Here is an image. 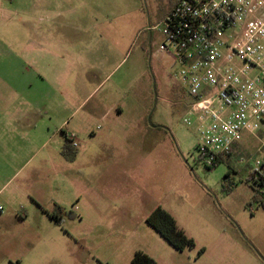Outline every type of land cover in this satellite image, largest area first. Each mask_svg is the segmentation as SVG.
<instances>
[{"label":"rangeland","instance_id":"1","mask_svg":"<svg viewBox=\"0 0 264 264\" xmlns=\"http://www.w3.org/2000/svg\"><path fill=\"white\" fill-rule=\"evenodd\" d=\"M32 1L0 0L3 100L10 98L8 69L18 70L23 87L34 82V70H24L19 61L12 60L6 32L11 20L22 19L23 14L14 8ZM59 1H64L58 21L64 39L58 53L61 66L90 69L87 73L100 70L107 78L95 99L103 98L108 104L118 101L124 117L114 124L94 121L89 138H79L80 149H87L78 162L67 170L42 174L68 179L78 191L67 199L72 202L67 211L72 215L64 216L60 225L48 214L28 212L18 189L22 177L42 157L61 161L60 153L49 154V147L31 149L22 154L28 156L20 171L0 169V206L4 208L0 212V264H74L80 260L83 264L123 260L128 264L137 251L155 252L164 241L146 221L159 206L194 240L195 246L183 254L192 256V264L203 247H209L204 261H210L218 245L230 243L233 234L242 237V232H251L264 247V209L253 200L256 191L248 181L254 162L264 155V126L254 135L243 134L231 155L213 167L199 158V136L186 125L190 97L175 78L177 69L171 59L159 52L162 36L154 29L166 16L163 12L169 0ZM170 1L173 5L178 0ZM149 27L153 28L150 40ZM53 29L46 26L48 32ZM52 61L46 59L45 65ZM85 179L87 185L81 186ZM229 183L237 187L228 189ZM80 200L83 213L78 210Z\"/></svg>","mask_w":264,"mask_h":264},{"label":"crops","instance_id":"2","mask_svg":"<svg viewBox=\"0 0 264 264\" xmlns=\"http://www.w3.org/2000/svg\"><path fill=\"white\" fill-rule=\"evenodd\" d=\"M50 1L47 4L34 0L21 9L14 8L20 11L18 15H23L20 21L11 20L8 24L6 32L8 45L11 47L9 53L14 58L12 60L19 61V67L34 70L32 72L34 82L23 87V84L19 83L21 77L18 70L8 69L10 72L7 93L10 98L5 100L0 98V155L4 154L2 155L4 158L0 157L1 170L20 171L25 166L28 156L22 157V154H28L31 149L46 151L49 147V154L57 151L61 155V161H54L51 156L42 157L38 166L26 173L18 184L21 199L29 208L28 212L37 211L48 215L56 204L68 211L72 202H68L67 199L72 194L78 195V191L68 179L57 177L51 179L42 177V174L46 171L57 173L67 170L68 166H74L73 164L78 162L87 149L86 146L80 149L79 138H89L93 132L94 121L114 124L124 117V109L118 101L108 104L103 98L95 99L107 78L103 77L100 70L92 69L87 73L90 69H63L61 66L58 53L59 48L62 49L64 39L58 21L60 7L64 5V1ZM44 16L48 19H44ZM83 22L81 25H85ZM49 25L55 27L52 32L46 30V26ZM77 47L76 44L72 48ZM50 57L53 58L52 65L46 66L45 60ZM33 87H37L34 92ZM25 94H29L28 98H24ZM20 96L23 98L18 99ZM67 134H73L78 139L77 155L71 162L62 155ZM23 163L25 164L22 166ZM83 182L81 186L87 185L86 179ZM236 187L237 184L233 188ZM79 203L78 210L83 213L81 200ZM242 233H244L242 237L233 234L230 243L218 245L215 256L212 259L210 257V261H204V256L209 253V247L201 248L203 252L194 258L193 264H264V247L257 242L253 233L248 231ZM185 251L176 250L164 239L158 243L155 252L147 253L154 257L157 264H192V256L183 255ZM17 264H20V261H17ZM74 264L83 262L75 261ZM118 264L127 263L123 260Z\"/></svg>","mask_w":264,"mask_h":264},{"label":"built area","instance_id":"3","mask_svg":"<svg viewBox=\"0 0 264 264\" xmlns=\"http://www.w3.org/2000/svg\"><path fill=\"white\" fill-rule=\"evenodd\" d=\"M155 28L190 97L199 158L213 167L264 123V0H178ZM67 140L78 146L73 134ZM263 170L264 155L250 171Z\"/></svg>","mask_w":264,"mask_h":264},{"label":"trees","instance_id":"4","mask_svg":"<svg viewBox=\"0 0 264 264\" xmlns=\"http://www.w3.org/2000/svg\"><path fill=\"white\" fill-rule=\"evenodd\" d=\"M178 2V1H177ZM176 2V3H177ZM62 155L67 161H74L77 155L76 147H74L68 140L64 144L62 149ZM231 154H229L230 156ZM224 160L223 157L219 158V164ZM248 181L258 184L260 189L256 190L253 200L257 202L264 209V170L250 171ZM233 183L228 185V189H232ZM72 212H67L62 206L55 205L54 209L49 213L50 218L55 224L60 225L64 216H71ZM147 223L158 232L173 248L178 251H184L186 249L193 248L195 242L192 238H189L184 231L179 229L175 218L162 207H157L146 219ZM203 249L200 250V254ZM128 264H157L154 258L145 252L137 251L131 261Z\"/></svg>","mask_w":264,"mask_h":264},{"label":"flooded vegetation","instance_id":"5","mask_svg":"<svg viewBox=\"0 0 264 264\" xmlns=\"http://www.w3.org/2000/svg\"><path fill=\"white\" fill-rule=\"evenodd\" d=\"M175 4L172 5V1L169 0V6H167L165 12H163V14L165 15L166 13L168 14L172 8L174 7ZM173 6V7H172ZM153 28L152 27H149L148 28V31H147V37L148 39L150 40L152 38V35H153Z\"/></svg>","mask_w":264,"mask_h":264}]
</instances>
